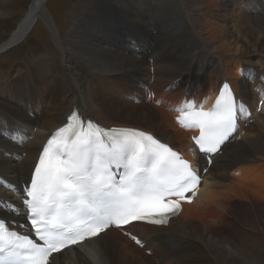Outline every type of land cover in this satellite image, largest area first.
Here are the masks:
<instances>
[{"label": "bare ground", "instance_id": "bare-ground-1", "mask_svg": "<svg viewBox=\"0 0 264 264\" xmlns=\"http://www.w3.org/2000/svg\"><path fill=\"white\" fill-rule=\"evenodd\" d=\"M48 1L32 0L0 43V54L21 44L37 20L55 43L27 78H0L1 218L24 222L20 185L75 110L105 127L152 134L200 166L203 181L199 200L167 228L107 230L55 255V264H264V2L146 0L148 10L144 0H93L62 39L46 18ZM225 83L250 115L238 119L241 138L209 165L176 109L191 101L207 108ZM130 232L145 245L134 246Z\"/></svg>", "mask_w": 264, "mask_h": 264}, {"label": "snow or ice", "instance_id": "snow-or-ice-1", "mask_svg": "<svg viewBox=\"0 0 264 264\" xmlns=\"http://www.w3.org/2000/svg\"><path fill=\"white\" fill-rule=\"evenodd\" d=\"M176 111L182 128L199 132L193 142L209 163L235 138L238 119L250 115L227 83L212 109L186 102ZM200 184L198 167L150 133L103 128L73 113L47 140L24 189L22 203L35 239L0 219V264H55L54 253L110 227L135 221L167 225L181 201L192 202L186 194L195 196Z\"/></svg>", "mask_w": 264, "mask_h": 264}, {"label": "rangeland", "instance_id": "rangeland-1", "mask_svg": "<svg viewBox=\"0 0 264 264\" xmlns=\"http://www.w3.org/2000/svg\"><path fill=\"white\" fill-rule=\"evenodd\" d=\"M260 1L264 2V0ZM31 2L32 0H0V4L3 5L0 15V43L6 41L12 32L15 31L17 24L27 14ZM91 2L93 0H49L45 6V13L47 15L46 18L52 25V33L57 34V29H59L60 36L63 39L69 29L76 23L78 15L84 13ZM146 3L149 10L152 7L151 3L149 1H146ZM130 41L133 43L134 39ZM54 44L49 29L42 20H37L32 31L21 44L11 47L0 54V78H5L4 81L16 80V78L19 80L20 78L24 79L26 69L29 66H34L33 62L37 60V57L45 58L48 56L55 49ZM195 69L199 70V67ZM25 83L27 82L25 81ZM35 83L40 85L38 80H35ZM33 86L34 88L36 87V85ZM29 90L31 92V87ZM262 105L264 106V102ZM262 117L264 118V113ZM36 129H33L34 132H36ZM171 133H173L172 130ZM22 157H24V154ZM243 262L246 263L245 261Z\"/></svg>", "mask_w": 264, "mask_h": 264}]
</instances>
